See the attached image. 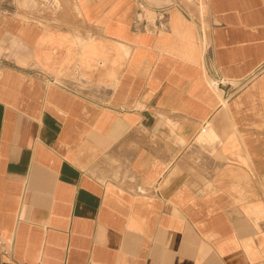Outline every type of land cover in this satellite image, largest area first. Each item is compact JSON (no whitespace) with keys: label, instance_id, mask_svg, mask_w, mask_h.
<instances>
[{"label":"crops","instance_id":"1","mask_svg":"<svg viewBox=\"0 0 264 264\" xmlns=\"http://www.w3.org/2000/svg\"><path fill=\"white\" fill-rule=\"evenodd\" d=\"M72 2L0 6V264H264V0Z\"/></svg>","mask_w":264,"mask_h":264},{"label":"rangeland","instance_id":"2","mask_svg":"<svg viewBox=\"0 0 264 264\" xmlns=\"http://www.w3.org/2000/svg\"><path fill=\"white\" fill-rule=\"evenodd\" d=\"M13 1L18 9L27 12L30 17L37 15L45 19L50 16L51 11L54 12V9L58 10L61 6L67 7L70 10V14L75 15V5L72 0H0V6L7 10L13 5ZM142 14L148 18L153 16L148 9H143ZM140 18L142 17L140 16Z\"/></svg>","mask_w":264,"mask_h":264},{"label":"built area","instance_id":"3","mask_svg":"<svg viewBox=\"0 0 264 264\" xmlns=\"http://www.w3.org/2000/svg\"><path fill=\"white\" fill-rule=\"evenodd\" d=\"M0 251H1L4 255H6V254L8 253L6 247L4 246V243H3L2 239H1V237H0Z\"/></svg>","mask_w":264,"mask_h":264}]
</instances>
